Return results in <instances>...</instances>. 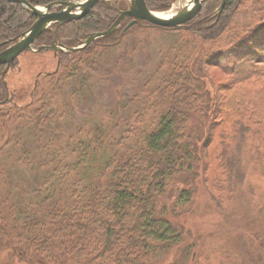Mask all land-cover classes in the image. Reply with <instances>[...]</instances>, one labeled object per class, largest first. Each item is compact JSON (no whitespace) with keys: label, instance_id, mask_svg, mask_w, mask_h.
Returning a JSON list of instances; mask_svg holds the SVG:
<instances>
[{"label":"trees","instance_id":"trees-1","mask_svg":"<svg viewBox=\"0 0 264 264\" xmlns=\"http://www.w3.org/2000/svg\"><path fill=\"white\" fill-rule=\"evenodd\" d=\"M109 1L78 21L51 26L35 46L55 39L76 47L108 30L128 6ZM262 1L225 0L216 17L221 0H206L180 29L138 22L122 33L125 19L81 51L53 53L54 69L38 72L29 91L7 85L18 58L3 77L0 66V264H156L180 245L178 218L189 210L197 182L217 207L209 187L240 189L248 155L264 162ZM144 2L166 12L174 0ZM33 20L19 4L0 0V52ZM142 29L172 33L174 40L130 90L131 114L120 116L127 108L120 103L113 127L80 125L77 140L56 141L67 116L51 107V97L72 80L81 93L96 73L99 50L119 47Z\"/></svg>","mask_w":264,"mask_h":264},{"label":"rangeland","instance_id":"rangeland-1","mask_svg":"<svg viewBox=\"0 0 264 264\" xmlns=\"http://www.w3.org/2000/svg\"><path fill=\"white\" fill-rule=\"evenodd\" d=\"M174 11L175 7L171 6L168 11L159 13ZM248 17L240 14L239 20L243 22ZM171 34L142 29L131 32L119 47L99 50L96 73L81 93L77 91L79 81L72 80L51 97V107L67 116L61 119L63 131L56 141L64 145L77 140L76 131L80 125L113 127L119 118L120 103L127 105L120 116L130 115L134 107L129 100L161 61L163 52L174 40ZM35 55L36 62L31 60L35 56L30 52L18 57L16 66L6 77L9 88L29 91L38 72L44 74L54 69L53 52L40 51ZM211 72L219 80L223 78L217 71ZM39 87L38 96L42 97L43 88L40 84ZM248 158L252 161L245 163L246 177L240 189L224 194L209 187V192L217 195L220 207L210 200L203 185L196 183L189 210L178 218L182 241L156 264H264V162L252 153Z\"/></svg>","mask_w":264,"mask_h":264},{"label":"water","instance_id":"water-1","mask_svg":"<svg viewBox=\"0 0 264 264\" xmlns=\"http://www.w3.org/2000/svg\"><path fill=\"white\" fill-rule=\"evenodd\" d=\"M6 1L19 4L29 15L34 17V21L18 40L13 41L9 47L0 52V66L4 67L2 76L7 73L11 63L23 52H78L85 49L96 39L105 38L113 34L124 19H130V21L123 28L122 33L138 22H146L158 28L180 29L196 17L206 0H174L173 6L176 11L167 14L148 10L144 0H126L127 9L118 11L117 18L108 30L91 34L80 42L78 46L71 48L65 47L59 42L57 44L52 43L50 46L35 48L34 43L53 25L62 26L82 19L100 0H69L66 2H54L45 6H32L26 0ZM224 4L225 0H221L215 12L216 17L221 14ZM58 8L60 9L59 11H53Z\"/></svg>","mask_w":264,"mask_h":264},{"label":"flooded vegetation","instance_id":"flooded-vegetation-1","mask_svg":"<svg viewBox=\"0 0 264 264\" xmlns=\"http://www.w3.org/2000/svg\"><path fill=\"white\" fill-rule=\"evenodd\" d=\"M106 1H107L108 3H111V1H109V0H106ZM59 10H60V9H58V10H56V11H59ZM121 11H123V10H121ZM117 15H118V14H117ZM58 42H59V41H57V40L54 39V40L51 41V44H52V43L57 44ZM35 43H36V42H35ZM51 44H50V45H51ZM50 45H48V46H50ZM13 62H14V61H13ZM13 62H12V63H13ZM12 63H11V64H12ZM9 68H10V67H9ZM1 77H3V76H2V73H1Z\"/></svg>","mask_w":264,"mask_h":264}]
</instances>
